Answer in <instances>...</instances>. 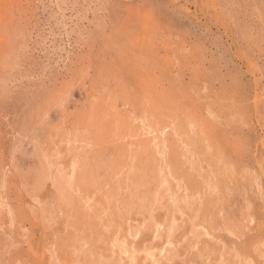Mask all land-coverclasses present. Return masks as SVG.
Masks as SVG:
<instances>
[{"label":"rangeland","instance_id":"1","mask_svg":"<svg viewBox=\"0 0 264 264\" xmlns=\"http://www.w3.org/2000/svg\"><path fill=\"white\" fill-rule=\"evenodd\" d=\"M163 248L264 264V0H0V264Z\"/></svg>","mask_w":264,"mask_h":264},{"label":"bare ground","instance_id":"2","mask_svg":"<svg viewBox=\"0 0 264 264\" xmlns=\"http://www.w3.org/2000/svg\"><path fill=\"white\" fill-rule=\"evenodd\" d=\"M181 104V103H180ZM149 107V106H148ZM187 113V112H186ZM116 117V116H115ZM135 125H136V123H135ZM144 127V126H143ZM103 129V128H102ZM176 132V131H175ZM158 133V132H157ZM89 135V134H88ZM126 135V134H125ZM162 142V141H161ZM163 144V143H162ZM107 145V144H106ZM194 164V163H193ZM197 174V173H196ZM77 177V176H76ZM241 177V176H240ZM105 179V178H104ZM101 185V184H100ZM107 185V184H106ZM108 186V185H107ZM110 188V187H109ZM64 190V189H63ZM226 191H228V189L226 190ZM62 192V191H61ZM107 193V192H106ZM151 193V192H150ZM148 194V193H147ZM146 194V195H147ZM137 195V194H136ZM228 195V194H227ZM143 197V196H142ZM93 198V197H92ZM113 198V197H112ZM121 198V197H120ZM131 199V198H130ZM212 199V198H211ZM88 200V199H87ZM86 200V201H87ZM153 200V199H152ZM89 202V201H88ZM84 203V202H83ZM91 203V202H90ZM121 203V202H120ZM182 203H184V202H182ZM92 204V203H91ZM84 207V206H83ZM81 208V207H80ZM157 210V209H156ZM162 210V209H161ZM122 214V213H121ZM91 215V214H90ZM99 219V218H98ZM212 219V218H211ZM74 227V226H73ZM75 228V227H74ZM145 229V228H144ZM156 230V229H155ZM102 231V230H101ZM139 232H141V231H139ZM67 233V232H66ZM163 233V232H162ZM138 235V233H136V236ZM105 237V236H104ZM134 237V236H133ZM155 237H156V235H155ZM92 238V237H91ZM91 240V239H90ZM131 243V242H130ZM77 245V244H76ZM86 245V244H85ZM132 245V244H131ZM134 245V244H133ZM128 245H126V247H127ZM225 246V245H224ZM140 247V246H139ZM77 248V247H76ZM129 249V248H128ZM168 250L169 249H166V248H163L161 251H162V253H160V255H158V257H155L153 254L151 255V257H150V259H151V261H152V263L151 264H161L160 262L163 260V259H165V258H167V256H168ZM221 250V249H220ZM122 251H124L122 254L124 255V258L127 260V259H131V255L129 254V251L126 249V250H122ZM135 251V250H134ZM136 252V251H135ZM90 254V253H89ZM106 255V254H105ZM134 255H136V257L135 258H137V254H135L134 253ZM133 255V256H134ZM224 255V254H223ZM134 261V260H133ZM212 262V261H211ZM129 263V262H128ZM127 263V264H128ZM91 264V263H90Z\"/></svg>","mask_w":264,"mask_h":264}]
</instances>
